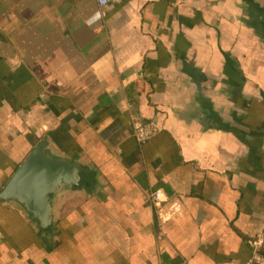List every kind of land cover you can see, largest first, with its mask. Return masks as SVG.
<instances>
[{"label": "crops", "instance_id": "1", "mask_svg": "<svg viewBox=\"0 0 264 264\" xmlns=\"http://www.w3.org/2000/svg\"><path fill=\"white\" fill-rule=\"evenodd\" d=\"M44 138L98 182L56 201L49 242L0 206V264H247L264 0H0V190Z\"/></svg>", "mask_w": 264, "mask_h": 264}, {"label": "water", "instance_id": "2", "mask_svg": "<svg viewBox=\"0 0 264 264\" xmlns=\"http://www.w3.org/2000/svg\"><path fill=\"white\" fill-rule=\"evenodd\" d=\"M97 182L88 164L55 152L44 138L0 190V206L17 209L37 235L49 242L56 201L66 195L89 196Z\"/></svg>", "mask_w": 264, "mask_h": 264}, {"label": "built area", "instance_id": "3", "mask_svg": "<svg viewBox=\"0 0 264 264\" xmlns=\"http://www.w3.org/2000/svg\"><path fill=\"white\" fill-rule=\"evenodd\" d=\"M116 0H96L99 7H105L109 3ZM133 137L139 144L149 141L156 133V127L152 122H142L136 119L131 121ZM160 191H156L151 195V201L156 206L161 201ZM251 248V256L247 264H264V236L258 235L255 239L248 242Z\"/></svg>", "mask_w": 264, "mask_h": 264}]
</instances>
